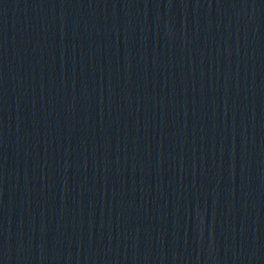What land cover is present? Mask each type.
Here are the masks:
<instances>
[{
	"label": "water",
	"instance_id": "water-1",
	"mask_svg": "<svg viewBox=\"0 0 264 264\" xmlns=\"http://www.w3.org/2000/svg\"><path fill=\"white\" fill-rule=\"evenodd\" d=\"M0 264H264V0H0Z\"/></svg>",
	"mask_w": 264,
	"mask_h": 264
}]
</instances>
